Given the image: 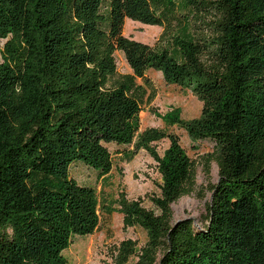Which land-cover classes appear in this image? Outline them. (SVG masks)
Instances as JSON below:
<instances>
[{
    "label": "trees",
    "instance_id": "trees-1",
    "mask_svg": "<svg viewBox=\"0 0 264 264\" xmlns=\"http://www.w3.org/2000/svg\"><path fill=\"white\" fill-rule=\"evenodd\" d=\"M192 18L203 27L173 35L178 56L124 35L128 19L172 35ZM0 39V264H69L73 239L98 229L97 190L71 167L111 172L109 147L133 143L150 70L203 101L180 123L214 143L219 181L202 228L174 222L195 165L177 135L152 131L171 140L157 157L159 214L124 202L125 223L145 230L153 264H264V0H0ZM117 51L132 74H118Z\"/></svg>",
    "mask_w": 264,
    "mask_h": 264
},
{
    "label": "rangeland",
    "instance_id": "rangeland-1",
    "mask_svg": "<svg viewBox=\"0 0 264 264\" xmlns=\"http://www.w3.org/2000/svg\"><path fill=\"white\" fill-rule=\"evenodd\" d=\"M202 27V23H196L192 18L182 30L164 35L163 27L128 19L124 35L177 54L173 35L192 39ZM5 43L6 40L0 39V61ZM115 59L119 75L133 73L123 52L117 51ZM147 78V83L137 80L145 88V95L133 143L109 147L113 161L111 172L101 177L82 163L71 167L73 179L97 190L100 225L93 234L73 239L64 251L69 264H153L155 254L150 250L147 233L139 226H128L122 210L124 202H139L145 209L159 214L156 203L162 198L163 176L157 157L165 155L171 140L169 137H155L150 134L152 131L177 135L195 165L194 190L172 205L173 221L191 219L199 228L206 224V207L211 200L212 187L219 181L220 157L213 142H193L180 123L198 118L204 103L192 91L168 85L161 72L150 70Z\"/></svg>",
    "mask_w": 264,
    "mask_h": 264
}]
</instances>
